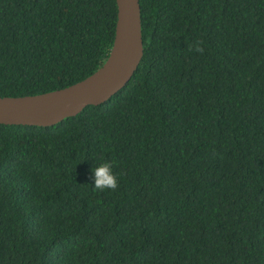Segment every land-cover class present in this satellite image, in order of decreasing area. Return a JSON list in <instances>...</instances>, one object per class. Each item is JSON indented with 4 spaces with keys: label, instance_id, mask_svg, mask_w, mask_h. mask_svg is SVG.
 <instances>
[{
    "label": "trees",
    "instance_id": "1",
    "mask_svg": "<svg viewBox=\"0 0 264 264\" xmlns=\"http://www.w3.org/2000/svg\"><path fill=\"white\" fill-rule=\"evenodd\" d=\"M143 55L105 103L0 124V264H264V0H139ZM115 0H0V98L106 61ZM108 161L115 190H96Z\"/></svg>",
    "mask_w": 264,
    "mask_h": 264
},
{
    "label": "water",
    "instance_id": "2",
    "mask_svg": "<svg viewBox=\"0 0 264 264\" xmlns=\"http://www.w3.org/2000/svg\"><path fill=\"white\" fill-rule=\"evenodd\" d=\"M117 19L112 48L104 64L67 88L25 97L0 98V124L50 127L98 106L120 91L143 55L139 0H115Z\"/></svg>",
    "mask_w": 264,
    "mask_h": 264
},
{
    "label": "clouds",
    "instance_id": "3",
    "mask_svg": "<svg viewBox=\"0 0 264 264\" xmlns=\"http://www.w3.org/2000/svg\"><path fill=\"white\" fill-rule=\"evenodd\" d=\"M93 187L96 190L103 191L105 189L115 190L118 187V177L113 171L112 164L108 161L99 163L92 168Z\"/></svg>",
    "mask_w": 264,
    "mask_h": 264
}]
</instances>
